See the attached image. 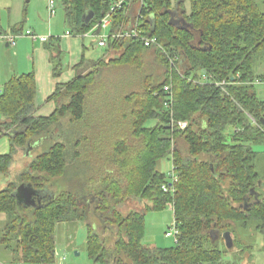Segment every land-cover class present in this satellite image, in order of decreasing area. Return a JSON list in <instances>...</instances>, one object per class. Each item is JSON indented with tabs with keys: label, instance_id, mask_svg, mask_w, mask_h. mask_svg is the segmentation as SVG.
Masks as SVG:
<instances>
[{
	"label": "trees",
	"instance_id": "trees-1",
	"mask_svg": "<svg viewBox=\"0 0 264 264\" xmlns=\"http://www.w3.org/2000/svg\"><path fill=\"white\" fill-rule=\"evenodd\" d=\"M184 1L145 0L142 14L151 18L140 26L160 48L135 39L109 42L105 57L56 86L48 98L55 109L47 117L35 115L33 72L11 76L4 84L1 128L9 137L10 151L0 155V175L8 179L0 190V214L5 216L0 244L19 263L53 264L55 230L66 221L85 222L86 252L95 264H222L231 251L223 233L234 235L238 226L246 229L249 222L264 230V183L255 170L258 153L252 148L264 141V98L255 90L264 75L254 71L257 62L264 63V10L259 5L264 0H188V13ZM60 2L69 30L80 37L110 8L109 0ZM169 11L182 22L174 24ZM90 12L93 18L86 23ZM114 19L120 22L121 14ZM23 23L8 32L0 17V36L21 33ZM45 47L57 78L61 50L51 40ZM151 60L157 72L147 68ZM116 66L141 68L146 74L138 89L114 91L111 98L103 78ZM222 81L228 83L224 88L211 83ZM97 97L105 98L110 109L112 99L120 101L119 108L105 109L104 168L93 171L91 179L79 172L84 194L72 192L71 186L56 193L50 184L72 182L73 168L97 149L88 146L96 111L90 103ZM172 120L188 126L178 130L171 127ZM38 141L43 151L10 179L16 153ZM166 158L172 161L174 183L157 168ZM20 184H30L44 195L40 204L19 206L14 192ZM163 185L170 190L164 192ZM90 194L95 200L92 214L83 203ZM135 200L141 209L123 214L121 206ZM168 205L178 230L174 247L142 245L146 211ZM232 241L242 253L244 247Z\"/></svg>",
	"mask_w": 264,
	"mask_h": 264
},
{
	"label": "rangeland",
	"instance_id": "rangeland-1",
	"mask_svg": "<svg viewBox=\"0 0 264 264\" xmlns=\"http://www.w3.org/2000/svg\"><path fill=\"white\" fill-rule=\"evenodd\" d=\"M110 1V0H109ZM27 0H0V17H1V24L4 26L6 25L7 21L9 19L12 21H18L22 22L24 20L22 28L23 31L26 32L27 27L30 26V13H28V18H23L22 15V8L26 4ZM175 3V2H174ZM31 4V3H30ZM28 6V4H26ZM260 8L264 10V2L262 4H259ZM173 7V6H172ZM41 6H39L40 10ZM8 10H10V16L8 17ZM184 10L186 13L189 12V2L188 0L184 1ZM44 17H45V23L48 24V14L46 13V6L45 9L43 8ZM175 17H179V13L176 9H174ZM41 16V12L39 13ZM33 15V14H32ZM39 16V17H40ZM60 19V25L61 31L64 30V25L67 24L64 23V10L62 7V4L60 0H56V18ZM42 17H40L41 19ZM54 19V18H52ZM51 19V20H52ZM32 26V25H31ZM68 29L69 26L67 25ZM32 31V30H29ZM33 32V31H32ZM107 32V31H106ZM37 35H39L36 32H33ZM1 43V40H0ZM3 45V50H6ZM8 49V48H7ZM106 54V51L101 50L99 48L95 50H90L87 54V57L90 58L93 61H97L103 57V55ZM264 59V58H263ZM4 60H7L4 53H0V65L4 63ZM264 62V60H262ZM261 61L257 62V65H255V74H262L264 75V63L261 65ZM7 65V64H6ZM260 66V67H259ZM150 68L151 70H155L156 72L158 70L157 66L154 64V62L149 61L147 68ZM148 68V69H149ZM155 71L153 74H155ZM260 72V73H259ZM144 69H139L135 67L130 66H116L111 68L107 73H105V76L103 80L106 79V87L108 88V96H112L114 91L116 93L118 92H124L127 91V88L129 90H136L140 87V83L142 78L145 75ZM128 90V91H129ZM255 90L260 98H264V82L262 83H255ZM115 93V94H116ZM107 96V97H108ZM112 98V97H111ZM106 100L103 98L99 101L97 98H92L90 103V108L93 110H96L93 117L91 118L95 123L91 122V127L93 132V137L89 140V145H94L97 149L93 154H88L85 156V159L80 161V163H77L76 167L73 168V175L72 182L70 180H65L63 182H57L54 184H50L49 188L54 192H59L60 190L68 189L76 193H82L84 194L86 192V186L84 184V181L82 176L79 174V172H82L85 175L86 178H94L96 175L93 174V171L97 170H103L104 166L102 165L101 159L102 157H105V109L108 107V105L105 104ZM119 98L115 97L111 101V109L110 111H113V108H119ZM109 111V112H110ZM95 119V120H94ZM110 123V121H108ZM115 122V120H113ZM108 123V125H109ZM148 125H153V123H148ZM91 135V134H90ZM178 145L182 146V141L178 140ZM44 146V145H42ZM40 146L34 150V153H32V156L41 153L43 151V147ZM255 152L258 153L257 161H256V172L260 176V180L262 183H264V141L262 143L254 144L253 147ZM21 157V151H18L16 153V160L15 163L12 166L11 172H10V179L15 180L16 175L20 173L24 165L21 163L18 165L17 158ZM31 157H28V159H23L29 161ZM158 170L162 171L166 175L172 170V161L170 158L163 159L158 163ZM1 177V183H0V190L4 189V186H1L2 184H5V181H8L7 178H3L4 176L0 175ZM9 179V180H10ZM87 179V180H89ZM12 180V181H13ZM82 186H84L82 188ZM92 194L90 196H87L84 198L83 203L85 208H87V211L89 213H93V207H94V198H92ZM141 204L139 200L135 201H129L126 204L121 206V211L123 214H127L130 210H140ZM90 220V219H89ZM90 222V221H89ZM257 225L256 222H249L247 228H243L242 226H238L236 230L233 232L234 235L231 234L232 240L235 238L237 242L240 243V245L243 248L242 253H238V250L236 246L232 247L229 254L228 259L225 260L222 264H264V230L259 231L258 229H255V226ZM174 227V218H173V209L171 205H168L166 208H164L161 211H153L148 210L145 213V233L143 236V239L141 241L142 245L149 246V247H157V248H171L175 245L174 238H168L165 236L167 232H169ZM93 229H95L93 225ZM98 232L102 233V229L97 228ZM108 235V233L106 234ZM102 236L105 239V233H102ZM86 238H87V229L85 226L84 221H66L61 224H59L56 227L55 230V250L57 256L56 259H62V264H95L91 260H89L86 252ZM112 242V241H111ZM238 253V254H237ZM77 254V255H76ZM237 254V255H236ZM2 257V255H0ZM59 257V258H57ZM1 262H5V260L2 258L0 259ZM7 264V263H2ZM55 264V262L53 263ZM99 264V263H97Z\"/></svg>",
	"mask_w": 264,
	"mask_h": 264
},
{
	"label": "crops",
	"instance_id": "crops-1",
	"mask_svg": "<svg viewBox=\"0 0 264 264\" xmlns=\"http://www.w3.org/2000/svg\"><path fill=\"white\" fill-rule=\"evenodd\" d=\"M26 4H28V6ZM26 4L21 9L22 15L23 11H25V15H23V18H25L26 23V19H29L28 13H30L29 22L30 24L32 23V26H28L25 30H32L33 32L38 33L40 36H46L48 37V40L44 43H40L38 41H33L30 38L21 36L16 39L14 46H9L7 41H5L4 39H0V53H4L7 59L4 60V63L0 65V93L3 89L4 84L9 80L11 76H18L21 74L33 72L35 75L36 84V94L34 100L36 107L35 115L39 117H47L51 115L55 109L54 102L48 101V98L54 93L56 86L58 84H67L75 77L77 73H84L90 67V64L95 62L88 58L87 54L90 50L93 51L99 47H97L96 41L90 37H80L74 35L68 29L67 25H64V30L61 31V28L59 27L60 19L58 17L56 18V14L53 17L48 16V24H46L44 17L45 11H43V8L45 9L46 6L47 13V0H27ZM39 6H41L40 10H37L35 12L36 9H39ZM40 12L41 16L39 14ZM9 16L10 10H8V17ZM39 16L42 18L40 19ZM63 21L65 23V18L63 19ZM18 23L19 20L11 21L9 19L6 25L2 26L9 32L11 27ZM23 30L24 29L22 28L21 33L24 32ZM67 31H69L71 35H66ZM50 40L55 42L61 50L60 59L62 72L57 78H54L52 75V65L50 62L49 53L45 47V44ZM1 44H4V48H6V50H3V45ZM99 49L106 51L103 48ZM103 57H105V54L103 55ZM83 61L85 63L81 66V62ZM4 121L5 119L0 114V155H6L10 151L9 137L3 132L1 128V124ZM39 144L40 143H38L32 150H30L28 156H26L22 151L21 157L17 158L18 165L23 163L24 165H22L21 167H24L28 161L23 159L32 157V153H34V150L38 147ZM1 180L2 179L0 177V183ZM6 182L7 181H5V184H2L1 186L5 187ZM4 222L5 216L0 214V233L3 230ZM0 255H2V257L0 256V259L3 258L5 260V262L0 261V264H21L13 256V254H11V251L5 249L1 244ZM56 256L57 254L55 253V257ZM55 264H62V259H56ZM67 264H69V262Z\"/></svg>",
	"mask_w": 264,
	"mask_h": 264
},
{
	"label": "built area",
	"instance_id": "built-area-1",
	"mask_svg": "<svg viewBox=\"0 0 264 264\" xmlns=\"http://www.w3.org/2000/svg\"><path fill=\"white\" fill-rule=\"evenodd\" d=\"M145 0H110V8L106 15L86 34L83 36L90 37L96 41V45L99 48L108 49L109 42H118L122 40L135 39L141 41L146 47H159L157 39L151 35L143 34L141 26L143 24V19H150L151 14L143 15L142 10ZM47 13L49 17H53L56 14V0H47ZM122 20L120 22H115L114 18L120 15ZM107 31V32H106ZM66 35H71L69 31ZM27 37L33 41H38L44 43L48 40L46 36H40L32 31L27 30L26 32L16 34H4L0 36V39L7 41L9 46H14L15 41L18 37ZM172 65V63H171ZM213 85L219 88H224L228 83L222 82H211ZM256 83L259 84V81ZM164 91L170 93L169 86H165ZM170 101L167 106L172 102L171 95L169 96ZM171 127L178 130H184L187 128L188 123L185 121H171ZM167 178L170 183L177 181V177L172 170L167 174ZM162 190L167 192L170 188L167 185L162 186ZM168 238H174L176 241L178 236V230L174 227L165 234Z\"/></svg>",
	"mask_w": 264,
	"mask_h": 264
},
{
	"label": "water",
	"instance_id": "water-1",
	"mask_svg": "<svg viewBox=\"0 0 264 264\" xmlns=\"http://www.w3.org/2000/svg\"><path fill=\"white\" fill-rule=\"evenodd\" d=\"M168 15L171 16V21L174 20V24H179L180 22H182V20L173 19L174 13L172 11H169ZM92 18H93V14L92 12H90L87 15H85L84 20L86 23H89L92 20ZM38 143H40V141L35 142L33 144L28 143L26 148L23 149L24 154L28 156L30 150H32ZM14 197L19 206L29 208V207H35L36 204H40L41 200L45 196L42 195L39 191L35 190L33 187H31L30 184H20L14 192ZM222 238L224 239L225 246L228 249H231L233 247V241L230 233L229 232L223 233Z\"/></svg>",
	"mask_w": 264,
	"mask_h": 264
},
{
	"label": "flooded vegetation",
	"instance_id": "flooded-vegetation-1",
	"mask_svg": "<svg viewBox=\"0 0 264 264\" xmlns=\"http://www.w3.org/2000/svg\"><path fill=\"white\" fill-rule=\"evenodd\" d=\"M176 18V17H175ZM176 19H179V17L178 18H176Z\"/></svg>",
	"mask_w": 264,
	"mask_h": 264
}]
</instances>
